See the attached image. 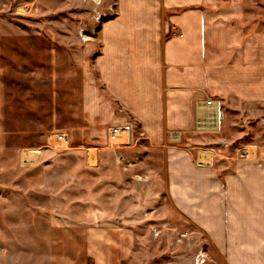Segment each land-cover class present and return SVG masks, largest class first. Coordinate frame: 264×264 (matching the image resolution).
I'll list each match as a JSON object with an SVG mask.
<instances>
[{
	"label": "crops",
	"instance_id": "crops-1",
	"mask_svg": "<svg viewBox=\"0 0 264 264\" xmlns=\"http://www.w3.org/2000/svg\"><path fill=\"white\" fill-rule=\"evenodd\" d=\"M98 41L91 71L84 72L80 84L78 104L55 101L54 119L69 121L53 128L70 137L69 152L79 155L71 165L80 176L84 172L92 178L100 162L91 159L92 149L101 153L110 148L86 144L95 136L106 142L109 124H130L149 148L162 153L171 207L203 231L224 263L264 264V160L258 154L264 145L246 143L257 148L253 154L246 148H240L245 155L224 154L217 168L215 143H226L205 137L221 133L226 116L222 105L232 109L230 118L238 116L243 104L246 117L248 107L251 112L250 106L258 104L264 113V0H116L111 16L101 22ZM27 126L23 133L30 132ZM41 134L44 139L34 146L24 140L0 144L6 152L0 161L1 183L25 179L29 166L45 168L46 133ZM136 146L134 142L125 148ZM118 162L104 160L102 166ZM4 188L0 232L11 230V238L0 233V242L6 241L7 249L12 240L14 246L6 255L1 252L0 264H119L125 259L46 258L41 226L60 233L69 230L70 239L75 238L74 230H105L94 229L84 219L67 222L55 212H48L47 222L44 209L18 204L8 185ZM24 192L29 194L23 191L21 197ZM31 213L38 215L34 225ZM31 230L36 233L29 239ZM101 239L103 247L106 239L111 244L108 233ZM30 246L43 249L31 255Z\"/></svg>",
	"mask_w": 264,
	"mask_h": 264
},
{
	"label": "rangeland",
	"instance_id": "rangeland-1",
	"mask_svg": "<svg viewBox=\"0 0 264 264\" xmlns=\"http://www.w3.org/2000/svg\"><path fill=\"white\" fill-rule=\"evenodd\" d=\"M115 1L0 0V144L24 140L25 145L34 146L44 139L41 133L47 137L59 131L53 128L55 125L69 121L54 119L55 101L78 104L84 72L92 68L94 51H98L99 27L111 16ZM223 106L221 110L226 116L221 133L205 136L213 142L222 138L226 143L220 146L215 143L219 147L215 155L217 168L221 167L220 156L224 154L245 155L240 148L253 154L257 148L252 149L246 143L264 145L263 105L250 106L251 112L248 107L249 117H246L243 104L237 109L238 116L232 118L229 117L232 109ZM23 126L30 132L23 133ZM105 141L95 136L94 141L86 144L110 148L101 153L92 149L91 159L100 161L92 178L84 172L80 176L79 169L71 165L79 155L74 157L70 148L57 150L47 146L42 158L43 171H38L41 167L29 166L25 179L0 182L2 190L8 185L15 197L13 201L28 204L31 209H44L47 222L48 212H55L67 222L84 219L94 229L105 230H74L75 238L70 239L66 236L69 230L60 233L49 228L50 225L41 226L46 258L51 254L58 258H125L119 264H225L203 231L171 207L166 195L162 153L149 148L135 128L131 144L135 142L137 146L133 149L109 147L106 137ZM4 153L0 147V161L4 160ZM258 154L264 160V151L258 149ZM110 159L120 162L110 168L102 166L104 160ZM62 160L64 163L59 164ZM1 176L0 173L3 180ZM23 191L29 194L24 192L21 197ZM1 202L5 203L4 199ZM71 210L74 211L70 213ZM30 220L34 225L38 215L31 213ZM0 233L4 239L6 235L11 238V230ZM35 233L29 231V239ZM105 233L112 240L109 245L106 239L107 245L103 247L101 235ZM11 241L8 250H13ZM0 244V254L3 251L6 255V241ZM39 248L43 249L30 246L29 253L32 255Z\"/></svg>",
	"mask_w": 264,
	"mask_h": 264
},
{
	"label": "built area",
	"instance_id": "built-area-1",
	"mask_svg": "<svg viewBox=\"0 0 264 264\" xmlns=\"http://www.w3.org/2000/svg\"><path fill=\"white\" fill-rule=\"evenodd\" d=\"M132 132L133 129L130 124L107 125L105 134L108 146L115 148L130 146L132 143ZM46 146L57 150H65L71 148V139L65 132L56 131L46 137Z\"/></svg>",
	"mask_w": 264,
	"mask_h": 264
},
{
	"label": "bare ground",
	"instance_id": "bare-ground-1",
	"mask_svg": "<svg viewBox=\"0 0 264 264\" xmlns=\"http://www.w3.org/2000/svg\"><path fill=\"white\" fill-rule=\"evenodd\" d=\"M26 154V153H25ZM25 154H23V158L26 159Z\"/></svg>",
	"mask_w": 264,
	"mask_h": 264
}]
</instances>
